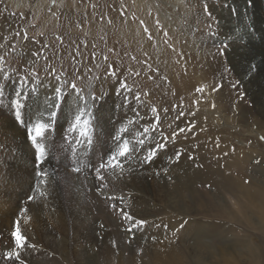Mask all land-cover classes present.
<instances>
[{
  "label": "rangeland",
  "instance_id": "374dc122",
  "mask_svg": "<svg viewBox=\"0 0 264 264\" xmlns=\"http://www.w3.org/2000/svg\"><path fill=\"white\" fill-rule=\"evenodd\" d=\"M235 1L0 0V57L4 58V71H0V84L4 85L0 96V264H182L175 258L171 263L157 261L167 257L163 248L152 243H165L163 235L154 236L152 242L148 239L151 232L147 230L153 229V234L157 228L170 235L169 248L182 246L189 264H264V223L246 201L238 213L231 209L235 202L225 190L230 176L233 185L242 184L249 191H256L255 181L264 182V116L253 93V86L264 89V45L256 37L257 29L264 30V0H249L255 20L261 22L258 28L251 16L238 13ZM245 25L256 32L251 45L244 48V54L254 55V63L259 65L249 75L257 79L254 84L241 77L248 61L235 48L248 38L234 42L243 35ZM239 58L244 67L235 65ZM113 69L115 76L111 75ZM5 72L10 76L6 81ZM64 81L75 83L83 95L93 98L94 111L112 120L110 132L94 133L91 154L80 163V129H68L84 104H75V93L65 86L62 91L66 99L71 97L69 105L77 111L62 122L57 117L54 127L38 139L46 147L43 164L38 166L32 143L27 146L33 156L26 163L14 138L29 140L26 128L33 123L25 107V124L18 123L12 102L20 99L26 105L39 93L53 98L54 88ZM121 82L130 91L117 95ZM17 91L22 96L17 97ZM153 107L157 112H152ZM116 136H122L121 141ZM123 139L130 146L144 140L135 150L149 152L160 143L166 147L144 165L148 168L142 173L130 172L121 180L120 170L107 168L102 170L105 180L101 183L95 169L108 160L110 150L119 151ZM221 150L225 161L218 159ZM242 157L247 159L244 165L240 164ZM226 161L235 165L227 170ZM74 167L81 171L74 172ZM41 170H51L72 202L75 187L68 183L73 175L93 180L95 190L88 192L89 201L83 199L79 215L74 210L63 211L59 197L49 196L46 178L37 176ZM186 172L188 182L201 178L202 184L181 186L180 176ZM156 174L161 176L158 180ZM124 181V191L130 196L136 192L149 199L150 205L138 210L158 218L156 227L146 228L139 236L141 246L133 252L131 240L126 244V237L120 234L129 221L121 210L134 219H138L133 215L138 210L124 209L99 195L104 190L121 191ZM167 187L175 191L168 192ZM173 194L177 197L171 207L165 195ZM257 201L252 202L263 204ZM191 203L195 209L189 211ZM88 210L94 219H84ZM174 220H181L179 228H171ZM16 221L27 238L20 261L5 258L6 252L15 249L11 234Z\"/></svg>",
  "mask_w": 264,
  "mask_h": 264
},
{
  "label": "bare ground",
  "instance_id": "6f19581e",
  "mask_svg": "<svg viewBox=\"0 0 264 264\" xmlns=\"http://www.w3.org/2000/svg\"><path fill=\"white\" fill-rule=\"evenodd\" d=\"M141 1V0H140ZM141 2H139L140 4ZM261 3V2H260ZM234 4L237 6H235L238 11V13L242 16H251V18L253 19V21L255 20V17L253 16V12L251 11L252 9L250 8V5H249V0H236L234 2ZM141 5V4H140ZM142 6V5H141ZM263 8H264V3L261 5ZM162 18V17H161ZM264 18V17H263ZM247 21H251V20H247ZM259 23L261 25V22H259L258 20H255L254 24L256 26V28L259 27ZM230 28V27H229ZM228 32V31H227ZM256 33V32H255ZM261 35H264V30L262 28L260 29H257V33H256V37L259 39L258 42L262 41L260 39V36ZM247 37V36H246ZM248 38V37H247ZM263 45H264V41L262 42ZM237 44V43H236ZM236 50L237 51H240L241 53H245L247 50H245L244 48H242L240 45H236L235 46ZM245 55V54H244ZM245 59H246V55L244 56ZM234 59V58H233ZM247 60V59H246ZM235 65H238L239 67H244V65L242 64L241 62V59H236V63ZM244 69H243V72L241 73V77L243 79H248L252 84H254V81L257 80L256 78L252 79L251 76L249 75H243L244 74ZM246 80V81H248ZM210 83V82H209ZM203 85V84H202ZM251 85V84H250ZM247 86V85H246ZM41 87V86H40ZM263 87V86H262ZM44 88V87H43ZM38 89V88H37ZM46 89V88H45ZM250 89V88H249ZM262 89V90H261ZM260 90H261V93H260ZM47 91V90H45ZM48 92V91H47ZM36 93V92H35ZM46 93V92H45ZM52 93V92H51ZM50 93V94H51ZM253 93L256 95L255 98L257 99L256 100V103L258 105H260V109L259 111L262 112V116H264V89L261 88L259 85H258V89H255V86H253ZM48 94V93H47ZM208 95V94H207ZM29 96V95H28ZM52 96V94H51ZM28 99V98H27ZM54 99L53 98H48L46 99L45 98V94L44 93H39V94H36V95H32L31 98H29V102L28 104L25 105V113H27V115H29V121L33 123L32 126L35 125V123L37 122H44V123H49L50 121L48 120V114H49V111L50 110H54V109H49L48 105L52 102V100ZM71 100V97H69L68 99H66L65 103L63 104L62 106V109L60 110V115L58 116V120L59 121H63L64 119H67L68 115L71 113L73 114V112L75 111V108L76 107H72L70 106L69 102ZM74 104V103H73ZM206 106V105H205ZM108 107V106H107ZM84 108H86V111H85V114H84V119H87V120H90V124L88 125V136L89 138L87 137H81V140L79 141V147H80V150H77V157L79 159V162L82 163L84 161V159H86V157H88L90 154H91V148L94 146V142L92 140V136L94 135L95 132H99V133H102V132H106V133H109L110 132V129H111V119H107L106 120V117H103L102 116V112H97V111H94V109L96 108V103L94 102L93 98H89L88 99V102H87V105H84ZM78 109V108H77ZM77 111V110H76ZM75 111V112H76ZM210 112V111H209ZM76 115V114H75ZM107 115V114H106ZM108 116V115H107ZM104 118V119H103ZM81 127H83V125H81ZM9 128V127H8ZM13 129V128H12ZM80 129V128H78ZM92 129V130H90ZM12 131V130H11ZM10 131V132H11ZM108 131V132H107ZM12 133V132H11ZM4 135H9L8 133H5ZM80 135V134H79ZM102 135V134H101ZM125 136V135H123ZM7 137V136H6ZM122 137V136H120ZM129 137V136H127ZM96 138V137H95ZM41 140V138H38ZM80 139V138H79ZM94 139V138H93ZM14 141L16 142L15 143V146H16V149H19V151L21 150V155H22V160L24 159L26 163H29L30 162V157L33 156L32 152L29 150V147L27 146L28 143H30L31 145V141L30 140H22L21 142V139H18V137L14 138ZM18 141V143H17ZM90 141V142H89ZM99 142V141H98ZM96 143V142H95ZM18 144V145H16ZM104 144V143H103ZM132 145L135 147H140L141 145L138 144V141L132 143ZM18 146V148H17ZM52 146V145H51ZM15 148V147H14ZM2 150V149H1ZM31 152V153H30ZM118 150H110L109 151V154L110 155H113L115 153H117ZM149 152L148 151H145V150H135L133 152H131L126 159L124 158H119L118 159H121L122 160V167L121 168H117V169H112L111 172L116 171L118 172V177L119 179L121 180H125V177L127 174H129L130 172H134L136 175H138V173H142L143 170L147 169L148 167L144 166L146 163L144 162L145 160V157L147 156ZM218 156V159L220 161H225L226 160V157H225V151L224 150H221L220 154H217ZM92 158V157H91ZM20 159V158H19ZM249 159V158H248ZM89 160V159H88ZM91 160V159H90ZM17 161V160H16ZM86 161V160H85ZM240 164H243L245 162H247V159L245 157H242L240 158ZM233 162H227L225 163V167L227 168V170H229V168L234 164H232ZM23 164V163H22ZM218 166H221V164H218ZM84 167V166H83ZM233 168V167H232ZM242 169V168H241ZM83 171V170H82ZM47 172V177H43V178H46V181L48 182L49 184V187H50V191H49V196H51L52 198L56 199L57 196L59 197L60 201H61V209L63 211H66V212H69V211H72L74 210V215H79V210H80V207L82 204H84L86 201H89V197L91 196V194L89 195V191H94L95 189H93V186H94V183H93V180L92 179H88L87 175L85 177V175L82 177V176H79L78 174L77 175H73V178L71 180V182L68 183V185L70 184V186H74L75 188L71 189V192H72V196L75 197V200L73 201L74 203H76V207H73V202L69 201L66 196L64 195V193L62 192V183L60 181H58L57 179H55L54 175L52 174L51 170H48L46 171ZM87 172V170L85 171ZM115 172V174H116ZM230 173V172H229ZM83 174V173H82ZM85 174V173H84ZM121 174L124 176L121 177ZM187 172L185 173L184 176H180V184L181 186H187L188 187H194L195 185L197 184H202V180L201 178L198 179L196 182H193L191 179L190 181L188 182L187 181ZM66 176V175H65ZM117 176V175H116ZM186 176V177H185ZM193 177L195 176V174L192 175ZM230 176V175H229ZM228 176V177H229ZM70 177V176H69ZM155 177V180L157 178H160L161 176H157L154 175ZM232 177L230 176L228 179V182L226 183V191H228V193H230V197L232 198L233 202L234 203V208H231V209H236L239 210V209H242L243 210V201H246L249 203L250 207H253L254 209V212H257L260 216V220L264 223V182L263 181H255L256 183L253 184V188L256 190V191H249L250 189H242V187H244L242 184H234L233 185V182H232ZM109 179V178H108ZM171 179V178H170ZM65 180V179H64ZM158 180V179H157ZM223 180V179H222ZM38 181V180H37ZM45 182V181H44ZM157 182V181H156ZM179 182V181H178ZM221 182V181H220ZM224 182V181H222ZM221 182V183H222ZM98 183V182H97ZM102 183V182H101ZM100 182L98 183L99 185L101 184ZM118 183V182H117ZM122 185V190L119 191V192H114V191H107V190H104V192H99V195L105 199L106 201V197H115V199H107L110 200L111 202H115L116 201V205L120 204V206H122L124 209L126 208H129L130 209V206L133 208H136L137 210L140 208L141 209V205H145L146 206H149L150 203L147 201L149 199L147 198H143L141 193L138 194L136 192H134L131 196L129 195V192L127 191H124V188H125V181ZM46 185V184H45ZM178 185V183H176L174 185V187H176ZM69 186V187H70ZM101 186V185H100ZM136 187V186H135ZM72 188V187H71ZM170 188V187H169ZM168 187L166 188V191L168 192H171V191H175L174 188L171 187V189H169ZM234 189H236L238 192H239V189H240V192L237 193L234 191ZM188 190V189H187ZM179 191V190H178ZM244 191V192H243ZM124 192V193H122ZM188 194L190 192V190L186 191ZM185 191L183 193H186ZM159 194L161 192H158ZM183 193L181 194L183 196ZM69 194H67L68 196ZM138 196V199L137 200H134V197ZM237 195V196H236ZM71 197V195H69ZM159 196V195H158ZM194 196V195H193ZM166 199H168V201H170V205H175V197H177V194H173L171 196H166ZM192 195H190L189 198H191ZM180 198V197H179ZM83 199H84V203L83 202ZM257 201L259 203V201L261 203H263L262 205H255L252 201ZM188 201V200H187ZM148 202V203H147ZM72 205H71V204ZM169 203V202H168ZM243 203V205H242ZM194 203H191L189 204V207H188V210L189 211H192L193 209H195V206L193 205ZM115 205V206H116ZM152 205V204H151ZM171 205V207H172ZM247 205V206H249ZM170 207V208H171ZM200 206H198L197 208H199ZM207 207V205H206ZM236 207V208H235ZM246 207V206H245ZM70 208V209H69ZM150 208V207H149ZM152 208V207H151ZM248 208V207H247ZM139 209V210H140ZM249 209V208H248ZM138 210V214L136 213H133V215L136 216V218L138 219H133L132 221H128V226L126 229L120 231V234L123 235L124 237H126V244L128 242V239H130L131 241V245L129 246L130 247V251H134L136 248H140L141 246V241L143 238H139V236L144 232H146V228L148 227H156L155 226V222H157V217L154 216V218L156 217V219L154 218H151L150 216L146 215V211L145 212H141ZM153 210H155V208H153ZM245 210V209H244ZM82 211V210H81ZM135 212V211H134ZM235 213V212H234ZM233 213V214H234ZM238 213V211H237ZM236 214V213H235ZM84 215V213L82 214ZM139 215V216H138ZM179 215V214H178ZM255 216V215H254ZM80 216H77L76 218L79 219ZM82 217V216H81ZM80 217V218H81ZM258 217V215H257ZM75 218V219H76ZM83 218V217H82ZM103 218V217H102ZM101 218V219H102ZM186 218V216H185ZM84 219L86 220H90V219H94V216L92 214L91 211L88 210V214L87 216H84ZM81 220V219H80ZM115 220H118V219H115ZM244 220V219H243ZM79 221V220H78ZM114 221V220H113ZM112 221V222H113ZM135 221H145L146 223H144L142 226H134L135 225ZM252 221V220H251ZM180 222L181 220H174V222L171 224V228L172 229H176V228H179L180 227ZM87 223V221H86ZM101 223V222H100ZM190 224L193 223V222H189ZM245 222H243L244 224ZM99 224V223H98ZM242 224V223H241ZM86 225V224H85ZM83 225V226H85ZM194 225V223H193ZM197 225V224H196ZM251 225V224H249ZM96 226H97V222H96ZM254 226V225H253ZM262 226V225H261ZM89 227V225H88ZM103 227V225H102ZM252 227V226H251ZM260 227V226H259ZM91 228L93 229V225H91ZM101 228V227H100ZM99 228V229H100ZM132 229L131 231H129L128 229ZM103 232L104 233H107V230L103 227ZM258 229V228H257ZM261 229V228H259ZM164 230V229H163ZM153 229L152 230H147V232H151L152 233ZM161 232V229L157 228V231L154 229V232L153 234L151 233H148L147 235L148 236V239L149 241L152 242V238L154 236H161L163 235V240H165V243H161L162 240L160 241H154L152 242L153 244L155 243V245H159L161 248H163V253L165 256L167 257H164L162 259H158L157 261H161V260H164L166 261L167 263H171L170 261L174 260L173 258L176 259V262H181L182 264H189V260H188V257L187 255H185V253L181 250L182 249V246H181V249L179 248V250H176V249H172V248H169L171 246L168 245V243L170 242V240L168 239L170 237V235L166 232H162V234L160 233ZM111 233V231H110ZM113 236V235H112ZM108 238V237H107ZM111 238V237H110ZM167 239H168V242H167ZM149 241L147 240V242L149 243ZM157 242V243H156ZM167 242V243H166ZM130 244V243H129ZM108 245V244H107ZM169 248V249H168ZM172 252V254H170ZM176 254V257L174 256ZM254 261V260H252ZM251 261V262H252ZM257 262V261H256ZM249 263V262H248ZM238 264H243L242 262L238 263ZM253 264V263H252ZM256 264V263H254Z\"/></svg>",
  "mask_w": 264,
  "mask_h": 264
},
{
  "label": "snow or ice",
  "instance_id": "6c2138e0",
  "mask_svg": "<svg viewBox=\"0 0 264 264\" xmlns=\"http://www.w3.org/2000/svg\"><path fill=\"white\" fill-rule=\"evenodd\" d=\"M145 31H147V29H145ZM165 35H167V34L165 33ZM254 35H255L254 31L250 30L248 25H245V30H244L243 35H240L238 37V39L234 42L239 43L240 40H244V36H247L248 39L244 40V43L240 45L242 48L247 49L251 45V42L254 38ZM260 39L262 41H264V35H261ZM220 54L223 55L224 54L223 51H221ZM246 59L248 61V64H247V69L244 72V75L254 74L259 68V65L254 63L255 56L248 54L246 56ZM3 61H4V58L0 57V71H4V69L2 68ZM109 68L111 69V66H109ZM31 75L35 76V73H32ZM111 75L112 76L116 75V72L114 69L111 70ZM9 78H10V76L5 72L3 79L6 81ZM21 79L23 80V82H25V83L27 82L26 78H21ZM56 80H57V83L60 84V77L59 76H56ZM65 86L69 87L71 89L72 93H75V96H74V103L75 104L87 105L88 97H86L85 95L82 94L81 90L77 87V85L75 83L69 84L68 81H64V83L62 85L54 88V93H55L54 99L48 105L49 109H54V110H50L49 114H48V120L50 122L49 123L37 122V123H35L34 126H29L26 128L28 138L31 141L32 145L34 146V150H35V154H36L35 159L38 162V166L40 164H43V162L46 158V155H47L45 144L38 142V138H43L45 136V133L54 127V124L57 120L59 111L62 109V106L66 100V94H65V92L62 91V88ZM3 88H4V85L0 84V96L3 95ZM126 90L130 91L128 89L127 83L121 82L119 85V89L117 91V95H120L121 92L126 91ZM197 91L200 92V91H202V89L198 88ZM22 94H23L22 91L16 92L17 97L22 96ZM136 99L139 100V96H136ZM125 101H127V97H125ZM12 107L14 108V115H15L16 121L22 125L25 124V121L22 119V109L25 107V104L22 103L20 99H16L12 102ZM85 111H86V108H80L79 114L75 115L74 122L71 123V126L68 129L70 132H75L78 128H80V136H82V137H85L88 135L87 129H88V125L90 124V120L83 118ZM152 112H154V113L157 112V109L155 107H153ZM81 125H83V127H81ZM190 130L191 129H189V131ZM144 131L147 132L148 129H145ZM179 131L183 132L184 129H180ZM115 139L117 141H121L122 138L120 136H116ZM77 143H79V141H77ZM138 144L143 145L144 140H142V139L139 140ZM164 147H166V144L160 143L156 147L155 150L149 151V153L145 157L144 162L145 163H151L152 160L155 159L157 151H159L160 149H163ZM133 151H135V147L130 146V143L127 139H123L122 143L119 146V151L117 153L109 156V158L106 162H102L99 165V167H97L95 169L96 178L98 180H100L101 182H103L105 180V176L101 174L102 170L107 169V168H112V169L121 168L123 166L122 160L118 159V157L126 159L127 156ZM72 170L76 173H79L81 171V168L80 167H74ZM47 175H48L47 172H44L43 170L37 172L38 177L43 178V177H47ZM41 182H44V181L42 180ZM41 195H43V193H41ZM30 199H32V197H30ZM106 199H115V197H106ZM113 207H114V205H113ZM121 214L125 220L132 221L134 219L128 213L123 212V210H121ZM144 223H146V222L145 221H135L134 226H142ZM131 230L132 229L130 228L129 231H131ZM11 235H12V238H13V241L15 244V249L6 252L5 258L8 260L14 259L16 261H20V250L27 245V238L20 231V221L15 222L14 230H13ZM21 264H22V262H21Z\"/></svg>",
  "mask_w": 264,
  "mask_h": 264
}]
</instances>
